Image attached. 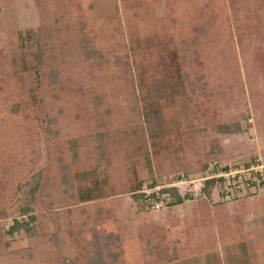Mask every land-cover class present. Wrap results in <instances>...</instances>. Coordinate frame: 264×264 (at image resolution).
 Wrapping results in <instances>:
<instances>
[{"label": "rangeland", "instance_id": "obj_1", "mask_svg": "<svg viewBox=\"0 0 264 264\" xmlns=\"http://www.w3.org/2000/svg\"><path fill=\"white\" fill-rule=\"evenodd\" d=\"M131 169L188 197L145 204ZM248 170L264 173V0H0V264H146L152 227L178 264H264Z\"/></svg>", "mask_w": 264, "mask_h": 264}, {"label": "trees", "instance_id": "obj_2", "mask_svg": "<svg viewBox=\"0 0 264 264\" xmlns=\"http://www.w3.org/2000/svg\"><path fill=\"white\" fill-rule=\"evenodd\" d=\"M35 55H36V59L35 62L32 64V68L37 69L38 71H40V67H44V60L42 57V51L39 49V47L37 48V50L35 51ZM48 76V83H55L58 82L59 80V70L56 69L55 67H49L47 70V74ZM60 82H62V80H60ZM64 86V85H62ZM49 131L51 130L48 127ZM56 132V131H54ZM123 134L126 136H132V135H136L139 130L138 129H134V128H128V129H123ZM153 131H149V134L152 136L151 137V147L153 149V144L155 141V138L157 135L156 133H152ZM105 133V132H104ZM102 133V134H104ZM99 134V132H98ZM143 134V133H142ZM96 145L97 148L99 150L100 153V159L101 161L104 160L105 157V149H106V142L102 141L101 139L96 140ZM150 147V145H149ZM139 152L138 153H142V155L144 156H148L149 155V151L147 146H144L141 144V147H139ZM154 151V150H152ZM151 151V153H152ZM245 168H248L250 165H248V163L246 162V165H243ZM225 168H227V166H224ZM62 168H65V165H62ZM132 170V169H131ZM130 170V171H131ZM132 173V190H133V195H135L137 200H143L145 202V204L147 203L148 205H151L153 202H155L157 199H162L163 202L166 205H173L176 203H180L182 202L186 197H188V195H186L187 193L181 194L179 192V189L177 188V186H173V185H162L158 190H152L151 192H147L146 189L144 188L145 186H148L150 188H153L154 186L157 185V181L156 180H152L151 182L146 183L145 181L141 180V179H136L135 175H133L135 172L134 170L131 171ZM247 173L251 174L254 176L253 179H248V177H246L248 180L246 181L247 184L249 183L250 185H256L257 182L259 183H264V173L262 171H247ZM37 174L40 176L41 172L38 171ZM238 175V174H235ZM233 175V176H235ZM63 180L65 183H68L69 186H72V182L68 176L67 173H64L62 176ZM226 178V177H225ZM225 178H223V176H211L205 179V183L202 185L201 189L204 191L205 189H207V185L209 184H214L216 182H223L226 180ZM225 179V180H224ZM230 179V177L228 178ZM257 181V182H256ZM39 185V179L37 178L35 180V182L32 184L30 190L31 191H35L37 189V186ZM224 185V184H223ZM68 186V188H69ZM233 186H235V190L236 192L240 191V189H238L241 185L238 184V186L236 187V185L234 184ZM65 188V189H68ZM227 193V192H226ZM87 197V196H86ZM28 208V207H27ZM25 208V210L27 209ZM33 216H30V218H32ZM21 228H26V230L31 231V226H29L28 224H26L25 222H23V220L15 218L14 221L12 222L11 226H10V231L11 230H15V229H21ZM114 239H116L119 243V236H117L116 234H114ZM149 242L151 241V245L150 247L148 246L149 251V257L146 258V264H161L163 262H167V261H171L173 259H177L179 257V254L176 250V248L174 247H170L169 242L167 240V234L163 229H160L158 227H152L151 228V235ZM147 239V240H148ZM111 241V240H110ZM113 241V240H112ZM148 242V241H147ZM120 246V243L118 245V248Z\"/></svg>", "mask_w": 264, "mask_h": 264}, {"label": "crops", "instance_id": "obj_3", "mask_svg": "<svg viewBox=\"0 0 264 264\" xmlns=\"http://www.w3.org/2000/svg\"><path fill=\"white\" fill-rule=\"evenodd\" d=\"M176 259H173V260H171V261H168L167 263H165V264H178V262L177 261H175Z\"/></svg>", "mask_w": 264, "mask_h": 264}, {"label": "built area", "instance_id": "obj_4", "mask_svg": "<svg viewBox=\"0 0 264 264\" xmlns=\"http://www.w3.org/2000/svg\"><path fill=\"white\" fill-rule=\"evenodd\" d=\"M257 164V163H256ZM261 169V168H260ZM258 171V170H257Z\"/></svg>", "mask_w": 264, "mask_h": 264}]
</instances>
